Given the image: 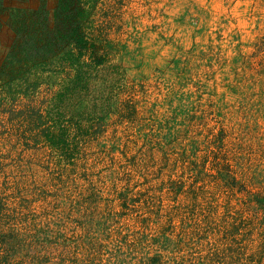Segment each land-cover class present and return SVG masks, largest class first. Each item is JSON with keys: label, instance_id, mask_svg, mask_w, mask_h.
<instances>
[{"label": "rangeland", "instance_id": "rangeland-1", "mask_svg": "<svg viewBox=\"0 0 264 264\" xmlns=\"http://www.w3.org/2000/svg\"><path fill=\"white\" fill-rule=\"evenodd\" d=\"M74 1L66 27L58 0L0 11V264H110L132 244L175 249L148 264H264V178L248 172L264 162V0ZM16 8L41 9L40 31L19 32ZM186 87L222 91L189 128L221 111L239 125L210 128L201 155L133 103Z\"/></svg>", "mask_w": 264, "mask_h": 264}, {"label": "clouds", "instance_id": "clouds-1", "mask_svg": "<svg viewBox=\"0 0 264 264\" xmlns=\"http://www.w3.org/2000/svg\"><path fill=\"white\" fill-rule=\"evenodd\" d=\"M130 78L131 74H129V79ZM190 93L191 90L187 87L182 92L173 88H167L159 98L150 96L146 99H141L137 96L133 103L135 107L144 114V123L146 126L149 128L155 126L157 128V133H159L160 124L162 123L164 125L165 134L167 136L165 144L170 142L176 147L177 151L186 148L188 154L192 156L193 153L201 155L199 149H204L205 146L209 144V141L212 139L209 134L210 128L215 129L218 133V123H228L237 128L239 125L234 117L221 111L216 120L211 123L205 122L199 128H189L185 120V115L190 112L192 106L199 105L201 107H206L207 104L211 102V97L214 95L217 106L219 107L222 91L214 92L212 89H202L199 93V100L196 99V94ZM103 114L106 119H112L111 104L105 105ZM178 134H182V138L179 140L177 139ZM251 142L250 140L249 143ZM233 165L238 166L239 160H234ZM248 172L257 178H264V162L255 161L248 168ZM132 230L135 231L134 226ZM127 231L128 229H125L126 233ZM156 251H160L165 259H169L175 255V249L172 246L153 250V248L148 245L137 244H132L130 246L121 245L119 251H117L116 248L110 247L106 250V254H112L110 264H148V261L156 254Z\"/></svg>", "mask_w": 264, "mask_h": 264}, {"label": "trees", "instance_id": "trees-1", "mask_svg": "<svg viewBox=\"0 0 264 264\" xmlns=\"http://www.w3.org/2000/svg\"><path fill=\"white\" fill-rule=\"evenodd\" d=\"M3 3L4 0H0V11L3 9ZM76 6V7H75ZM78 8H81L80 5H77V3L74 0H58V4L54 11L55 18H59L62 25L65 27L71 26L70 17L74 16V12L78 10ZM41 9L37 10H28L26 8H16L14 12L12 13V17L16 19L18 24V31L22 32L25 30H34V31H40V23L42 22V19L40 17ZM41 21V22H40ZM64 36V35H63ZM28 37V36H27ZM32 37V42H29L28 40H24L23 46L30 44L38 45L40 42L39 39L36 40V37ZM63 40V39H62ZM85 41V37L81 35L80 33H76L74 36V42L79 46L83 44ZM36 47V46H35ZM36 55L38 52H35Z\"/></svg>", "mask_w": 264, "mask_h": 264}]
</instances>
